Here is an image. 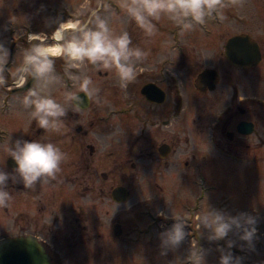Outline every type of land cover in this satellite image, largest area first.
I'll list each match as a JSON object with an SVG mask.
<instances>
[{
	"label": "flooded vegetation",
	"instance_id": "flooded-vegetation-1",
	"mask_svg": "<svg viewBox=\"0 0 264 264\" xmlns=\"http://www.w3.org/2000/svg\"><path fill=\"white\" fill-rule=\"evenodd\" d=\"M117 2L88 0L95 7L83 14L65 12L61 6L58 9L45 6L39 9L45 15L40 22L44 29L35 31L32 22L25 18L19 22L8 21L5 32L0 31V43L9 50L3 64L5 83L0 85V115L13 113L21 106L28 115L22 140L50 142L67 154L57 179L37 185L35 190H27L21 182L13 184L10 180L14 232L0 235V240L28 237L44 250L50 264H83L81 260L97 249L98 156L124 159L123 164L111 165L101 177L105 175L104 179L108 180L117 171L125 176L128 166L130 171L149 174L158 193L170 196V204L180 206L186 213L184 217L192 221L194 210L199 209L210 191L203 171L198 173V179L191 178L193 160L197 158L195 144L204 143L216 150L221 159L230 157L237 164H253L257 158L264 159V0H243L242 4L230 5L208 17L203 25H196L192 36L198 37L200 32L202 39H191L189 54L174 53L153 63L147 58L137 62L136 79L126 88H121L118 78L113 80L114 71L102 73L87 63L85 70L70 68L68 61L59 56L55 59L61 68L56 72L61 91L58 102H64L66 92H78V85L72 79L75 75L90 76L96 87L98 79H103L106 91L99 96V104L96 99L89 101L85 94L79 93L82 110L76 112L69 108L59 132L38 127L30 117V109L22 104L23 97L36 87L31 77L21 78L19 74L25 50L54 43V29L60 22L73 18H76L75 24L91 20L88 27L94 29L93 11L106 20L113 8H117ZM129 21L130 28L136 25L134 20ZM154 23L158 28L159 21ZM226 26L233 32L225 31ZM179 31L181 28L177 25L170 28V36L179 38ZM172 37L174 49L178 44ZM233 37L238 39L229 48L227 44ZM195 41L203 44L202 52L195 50ZM203 71L207 75L199 85L196 81ZM186 77H190L191 95L202 102V113L197 118L189 105L195 107L193 110L198 107L188 103L189 93L184 91ZM197 119H201L199 134L193 129ZM8 139L14 143L17 130L0 125V146ZM10 159L6 157L2 162L0 157V170L6 165L10 172L14 171L16 164L11 165ZM192 185L197 187L194 196ZM117 187L124 186L111 187L109 196L113 202L122 203L113 198ZM23 195L25 214L17 210ZM192 196L190 203L188 199ZM162 201L159 199L160 206L164 204ZM21 215L25 216L26 224L19 233ZM110 230L114 237L122 235L117 222L111 223Z\"/></svg>",
	"mask_w": 264,
	"mask_h": 264
},
{
	"label": "rangeland",
	"instance_id": "rangeland-1",
	"mask_svg": "<svg viewBox=\"0 0 264 264\" xmlns=\"http://www.w3.org/2000/svg\"><path fill=\"white\" fill-rule=\"evenodd\" d=\"M117 1L118 5H115L117 8H113L111 16L106 18L109 27L117 35L125 31L129 35L131 33L132 47H138L149 53L147 59L151 63L165 56L175 55L174 53L177 55L182 53L189 54L191 52V39L196 38L197 41L202 39L200 32H197L198 37H193L194 35L192 36V34L194 33H191V31L182 33V30L178 32L179 38L170 36L169 29L176 27V24L166 18H162L159 21L157 32L154 36H146L145 32L140 30L137 24L130 28L129 20L131 18L121 9L120 0ZM45 6L57 9L61 6L60 9L65 12H82L83 14L87 9L94 8L95 4L89 5L88 0H0V31L2 33L5 32V23L8 21L19 22L25 20V18L32 22L35 31L44 29L40 22L45 15H41L39 9ZM105 11L104 9L103 12ZM75 19L73 18V20L63 23L65 25L75 24ZM57 28L54 29L52 34L55 33ZM179 28L181 27L179 26ZM225 31L233 32L229 26L225 27ZM171 37L178 44L177 48L172 49ZM197 41L194 43V46H196L195 50L202 52L203 44ZM54 44L55 42L44 46L49 48ZM53 58L58 59L59 56H54ZM58 65L57 62L55 64L57 73L61 69ZM85 69L86 66H82L81 70ZM97 71L105 72L98 69ZM115 78L117 79L116 74L113 80H116ZM102 81L103 79H98L97 83L100 92L102 91L99 96L105 94L106 91L105 84ZM183 85L184 91L189 93L188 103L198 107V110H193L192 108L195 107L189 105L192 114L194 113V118H197L202 113L201 99L191 95L189 90L190 77L185 78ZM59 86L57 83L52 89V95L57 101H59L61 94ZM27 118L28 115L19 106L17 111H13V113H2L0 115V125L9 130L12 127L15 128L17 130L16 140L22 139ZM195 124L193 127L194 132L199 134L201 119H197ZM197 125L198 130L196 129ZM8 140V142L0 146L2 162L7 157L4 146L14 141ZM202 144L194 145L197 158L193 160L191 178L192 180L198 179V173L203 171L208 179L210 191L205 201L200 203L199 209L194 210L193 221L189 217H184L186 213L181 210L180 206L174 207L170 204L172 203L170 196L164 197L158 193L152 185L151 179L154 178L149 174H143L137 170L130 171L128 166L124 170L125 176L117 171L108 180L104 179L105 175L101 177L100 175L106 173L105 171L111 165L123 164L124 159L98 156L97 249L91 250L87 259H82L81 262L83 264H190V261L195 259L196 251L201 249L204 252V264H220L222 252L227 251H230L234 257L239 258V264H264V159L257 158V162H253V164L245 162L237 164L230 157L221 159L215 152L216 150L210 146L207 148L206 144ZM3 170L12 173L6 165H4ZM9 183L10 180L8 182V190L10 191ZM118 185L124 186L123 188L129 191L128 200L122 203L113 202L108 192L111 187L114 188ZM191 188L194 196L197 193V187L192 185ZM179 190L180 187L178 185L177 191ZM193 196L188 199V202L191 203L193 201ZM159 199L163 200V206L158 204ZM12 204H14L13 199L7 208H0V235L14 232L11 227ZM208 207L232 216H236L239 213H248L255 216L257 219L255 225L257 231L252 245L240 240L239 236L242 232L237 233L235 231L229 233L228 237L223 240L209 241L207 230L200 229L197 220V217L205 212ZM17 210L23 214L26 212L24 195L18 200ZM160 213H163V215ZM21 216V222L17 226V232L19 233H21V227L26 224L25 216ZM176 216L184 219L183 221L186 223L185 231L188 235H186L179 247L165 250L161 246L160 235L175 223L174 218ZM112 222L120 224L122 230L120 237H114L111 233ZM229 240L234 243L231 249L227 246V241ZM165 251L166 254H162Z\"/></svg>",
	"mask_w": 264,
	"mask_h": 264
},
{
	"label": "clouds",
	"instance_id": "clouds-1",
	"mask_svg": "<svg viewBox=\"0 0 264 264\" xmlns=\"http://www.w3.org/2000/svg\"><path fill=\"white\" fill-rule=\"evenodd\" d=\"M242 3L243 0H120V7L146 36L151 37L157 32L153 21L166 18L180 26L182 33L188 32L196 25H203L208 17L222 12L224 8ZM92 16L95 18L94 29L88 27L91 20L85 24L68 25L71 32L60 22L54 34V38L60 42L55 50L34 45L24 52L19 74L21 78L31 77L36 87L23 97L22 104L25 109H30L31 119L44 131L59 132L69 108L76 112L82 110L83 100L79 93L85 94L89 101L96 99L98 104L101 103L100 89L86 74L73 76L78 92L68 91L64 94V102H58L52 95L53 87L59 82L54 56H63L70 68H80L87 63L98 70L114 71L121 88H126L136 79V63L145 60L149 54L138 47H132V40L126 31L117 35L95 11ZM8 51L0 43V85L5 83L3 64ZM4 151L16 167L12 173L0 170V208H7L13 199L12 192L8 190L9 180L13 184L21 182L27 190H35L37 185L56 180L62 164L67 160V154L56 144L38 140L18 139L4 146ZM174 220L175 223L160 235L161 246L165 250L179 247L188 235L183 219L176 216ZM197 220L199 228L207 230L209 241L223 240L235 231L242 232L240 240L252 245L256 236L257 219L248 213L232 216L208 207ZM227 246L231 249L233 241H227ZM162 254H166V251ZM190 264H204V252L201 249L196 251L195 259ZM220 264H239V258L234 257L230 251L222 252Z\"/></svg>",
	"mask_w": 264,
	"mask_h": 264
},
{
	"label": "water",
	"instance_id": "water-1",
	"mask_svg": "<svg viewBox=\"0 0 264 264\" xmlns=\"http://www.w3.org/2000/svg\"><path fill=\"white\" fill-rule=\"evenodd\" d=\"M238 38L229 40L227 47L234 46ZM205 71L198 75L197 83L202 84L206 77ZM11 165L14 161L9 160ZM15 163V162H14ZM113 198L117 202H124L128 199V192L123 187L113 190ZM0 264H50L44 250L28 237L7 238L0 240Z\"/></svg>",
	"mask_w": 264,
	"mask_h": 264
},
{
	"label": "bare ground",
	"instance_id": "bare-ground-1",
	"mask_svg": "<svg viewBox=\"0 0 264 264\" xmlns=\"http://www.w3.org/2000/svg\"><path fill=\"white\" fill-rule=\"evenodd\" d=\"M64 25H65V24H64ZM67 26H68V25H65L66 28H67ZM68 29H70V28H67V30H68ZM54 34H55V33H54ZM53 39H54L55 44H54L53 46L49 47V49L55 50L59 42H58L54 37H53Z\"/></svg>",
	"mask_w": 264,
	"mask_h": 264
}]
</instances>
